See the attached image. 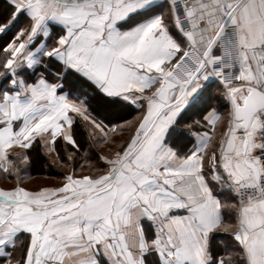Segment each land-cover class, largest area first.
Returning <instances> with one entry per match:
<instances>
[{
	"label": "snow or ice",
	"instance_id": "obj_1",
	"mask_svg": "<svg viewBox=\"0 0 264 264\" xmlns=\"http://www.w3.org/2000/svg\"><path fill=\"white\" fill-rule=\"evenodd\" d=\"M0 264H264V0H0Z\"/></svg>",
	"mask_w": 264,
	"mask_h": 264
},
{
	"label": "rangeland",
	"instance_id": "obj_2",
	"mask_svg": "<svg viewBox=\"0 0 264 264\" xmlns=\"http://www.w3.org/2000/svg\"><path fill=\"white\" fill-rule=\"evenodd\" d=\"M42 182H49V181H45L43 178H37L35 181H33L32 184L33 186L36 184V183H42Z\"/></svg>",
	"mask_w": 264,
	"mask_h": 264
},
{
	"label": "crops",
	"instance_id": "obj_3",
	"mask_svg": "<svg viewBox=\"0 0 264 264\" xmlns=\"http://www.w3.org/2000/svg\"><path fill=\"white\" fill-rule=\"evenodd\" d=\"M37 178H43V177H39V176H38ZM32 182H33V181H32ZM32 182H30V183H32ZM49 182H51V181H49Z\"/></svg>",
	"mask_w": 264,
	"mask_h": 264
}]
</instances>
